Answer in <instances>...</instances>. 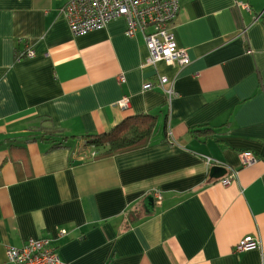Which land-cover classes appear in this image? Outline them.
Masks as SVG:
<instances>
[{"label":"crops","instance_id":"0c3cea01","mask_svg":"<svg viewBox=\"0 0 264 264\" xmlns=\"http://www.w3.org/2000/svg\"><path fill=\"white\" fill-rule=\"evenodd\" d=\"M62 5L0 0V264L28 239H49L67 264H264V0H181L182 69L141 67L143 37H125L121 18L73 36ZM161 76L167 106L143 89ZM146 113L148 145L96 159L82 146ZM245 152L257 161L243 166ZM247 237L258 248L238 252Z\"/></svg>","mask_w":264,"mask_h":264},{"label":"built area","instance_id":"2783aa9c","mask_svg":"<svg viewBox=\"0 0 264 264\" xmlns=\"http://www.w3.org/2000/svg\"><path fill=\"white\" fill-rule=\"evenodd\" d=\"M62 1L60 13L65 17L70 33L73 36H84L90 32L104 28L110 21L124 19L126 28L124 35L132 39L136 34L143 37L148 56L141 67L155 66L159 62L174 65L180 69L190 64L187 51L178 47L172 33V24L178 16L181 0H55ZM239 7L249 10L246 3L237 2ZM34 51L28 47L21 53L20 60L31 59ZM120 81H124L121 77ZM159 89L164 95L165 102L173 98L172 84L167 77H158L154 83L143 85L144 90ZM129 99L123 97L118 106L122 109L129 107ZM93 156V154H92ZM206 165L219 164L210 157H204ZM257 161L249 152L242 153L241 164L250 166ZM235 176L221 181L228 185ZM155 201H161V194L154 191ZM66 231H59V236ZM259 242L247 237L237 246L238 252L257 249ZM5 259L9 264H66L60 260L49 239H28L23 246L5 248Z\"/></svg>","mask_w":264,"mask_h":264},{"label":"trees","instance_id":"16d2710c","mask_svg":"<svg viewBox=\"0 0 264 264\" xmlns=\"http://www.w3.org/2000/svg\"><path fill=\"white\" fill-rule=\"evenodd\" d=\"M20 57L21 53L18 51L16 61H20ZM164 105L167 106L166 102ZM156 120L150 113L128 117L105 133L82 135L80 137L82 146L96 150L91 159L135 151L150 143Z\"/></svg>","mask_w":264,"mask_h":264},{"label":"water","instance_id":"95a60500","mask_svg":"<svg viewBox=\"0 0 264 264\" xmlns=\"http://www.w3.org/2000/svg\"><path fill=\"white\" fill-rule=\"evenodd\" d=\"M219 171V172H224L225 170L221 167H213L212 172ZM144 205H145V213L146 214H151L153 213V208H154V199L152 196H148L144 199Z\"/></svg>","mask_w":264,"mask_h":264}]
</instances>
